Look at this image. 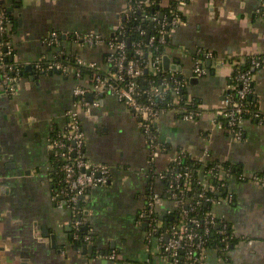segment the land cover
I'll return each instance as SVG.
<instances>
[{
  "label": "crops",
  "instance_id": "crops-1",
  "mask_svg": "<svg viewBox=\"0 0 264 264\" xmlns=\"http://www.w3.org/2000/svg\"><path fill=\"white\" fill-rule=\"evenodd\" d=\"M157 2L162 9L176 6L185 18L169 35L171 47L165 54L171 59L169 75L184 79L189 98L198 100L205 111L195 122L174 113L160 117L157 132L166 150L157 159V170L165 171L179 149L195 160L203 159L208 149L212 160L231 162L247 177L264 173V125L245 120L244 138L237 140L215 117L230 91L235 59L255 56L263 57V66L252 77L253 100L264 113L260 0ZM0 10L11 16L9 34L15 46L11 61L24 67L15 96L6 93L0 77V248L14 252L9 264H112L106 256L113 251L124 264H146V226L138 223V215L151 187L164 196V184L148 173L149 148L139 119L116 97L96 95L88 78L59 71L43 74L37 68L56 54L45 43L52 32L60 34L68 56L104 65L110 52L107 40L120 25L126 0H0ZM90 33L101 35L105 43L83 46L74 39ZM199 48L215 56L202 78L194 74L192 60ZM28 65L32 73L25 71ZM79 87L88 89V107L77 105ZM73 110L80 115L87 157L112 169L111 182L90 189L81 207L90 232L97 234L93 254L74 248L67 224L74 214L52 200L56 162L49 142ZM226 192L234 195V203H223L214 211L238 241L227 259L211 251L208 264H264V187L232 177ZM170 209L171 202L165 200L161 216ZM53 234L57 248L50 245Z\"/></svg>",
  "mask_w": 264,
  "mask_h": 264
},
{
  "label": "built area",
  "instance_id": "built-area-1",
  "mask_svg": "<svg viewBox=\"0 0 264 264\" xmlns=\"http://www.w3.org/2000/svg\"><path fill=\"white\" fill-rule=\"evenodd\" d=\"M134 1L139 4L138 8L142 6L151 7L149 0L145 4H141L137 0H126L127 10L121 17L120 25L117 27L116 32L122 29V18H129V14L136 9ZM257 14L264 17V0H260ZM146 20L154 25L160 24V42L162 43L166 41L165 37L170 35L171 30L182 23L177 17L170 23L173 26L170 29L166 28L167 17L165 16L163 18L157 15L146 16ZM10 25V17L6 15L5 11L0 10V36L9 35ZM140 33L145 35L146 31L140 30ZM74 39L83 46H96L105 43L101 35L95 33L77 34ZM154 41V37H149L150 45ZM45 43L48 47H53L56 54L48 63L40 62L37 68L47 73L59 71L64 75L73 74L78 79H81L80 70L72 69L59 60L67 55L63 48L60 34L52 32ZM107 45L110 52L105 59L104 65H98L95 62H85L77 56L75 58L81 66L102 71V75L95 77L94 82H92L91 90L96 95L108 94L116 97L139 119L140 129L146 137L149 148L148 173L151 175V179L159 180L164 184V196L151 187L145 197L144 207L138 215V223L146 225L145 242L148 254L145 260L146 264H208L210 252L219 253V249L208 246L209 238L214 233L217 237H220L223 243L221 253L227 259L228 254L237 245V242H235L237 236L232 232L228 223L215 213L214 208L223 203L233 204L235 198L230 192L226 198L208 197L207 192L210 190L206 188V181L208 176L219 177V180H227L222 185L226 187L228 185L226 183H228L230 178H225V176L229 175V173L222 170L219 165L207 167V164L212 161L208 149L205 150L203 159L196 160L205 164V168L199 174L198 179L193 178L192 169L189 167H182V171L176 170L185 159H193L190 153L184 149L176 152L171 157L170 164L165 171H158L156 168L157 159L166 150V146L158 135L156 125L163 114H175L181 109L174 106L181 100L180 88L186 84L182 85L179 81H176L174 82L175 87L171 89L170 84L164 80L160 89L151 87L150 90H144L143 93L148 99L143 102L140 100L142 92L140 91L139 79L142 77L144 70L155 76L163 74L164 56H152L149 54L148 58V54L145 51L148 46L140 43L135 53L139 58L147 57V61L139 62L129 58L125 40L121 39L117 43L107 42ZM199 55H203L207 61H213L215 56L212 52L203 48L197 49L192 54L194 74L197 78H202L207 74V69L204 62L196 58ZM255 57L256 59L252 62L253 71L263 66L261 57ZM9 58H15L14 43L11 39L0 40V77L6 93L10 96H15L21 80V66L13 63L8 64L7 60ZM174 76L170 78H174ZM252 77L250 71H237L236 75L232 74L230 77L232 82L230 91L240 87L238 90L239 98L234 100L232 95H226L224 107L215 114L216 119L226 122L228 131L237 140L244 138L243 124L245 119L243 115L248 112V107L250 106V101L246 99L252 94ZM151 86H153L152 83ZM170 90L175 97L174 103H171L167 109H158L155 98L160 97L163 99ZM87 92L88 89L81 87L75 90V96L78 99L77 105L89 106V103L85 101ZM197 115L198 113L185 114L183 120L195 122ZM259 117V114H255V118L258 119ZM66 119L65 127L56 133L49 142V149L53 152L56 162L53 180L54 184L59 185L58 188L53 190L52 200L54 203L67 207L72 211L74 219L67 224L71 225L75 231L74 238L79 239V231L82 227L88 226L87 219L83 216L82 208L79 210L80 199L83 196L86 198L88 191L92 188L107 186L112 180V169L106 164L93 163L87 157L85 151L86 138L81 127L79 113L76 110L69 111L66 114ZM259 125H263L261 120ZM171 164L174 165L170 167ZM58 177H60L59 181ZM245 177L247 176L243 173L239 180L243 181ZM167 178H169V182L165 184L164 180ZM247 178H251V182L264 187V173L254 174ZM194 180L197 181L198 185L202 186L200 189L193 187ZM165 200L172 204V209L166 215L168 226H166L167 222L161 219L159 211V208L164 206ZM204 204H210L211 210L202 211ZM172 216L174 217L173 219H171ZM213 228H216V230L214 231ZM83 240L88 244L93 243L90 230L89 233L85 234ZM106 258L112 264H124L120 261L116 251L107 254Z\"/></svg>",
  "mask_w": 264,
  "mask_h": 264
},
{
  "label": "trees",
  "instance_id": "trees-1",
  "mask_svg": "<svg viewBox=\"0 0 264 264\" xmlns=\"http://www.w3.org/2000/svg\"><path fill=\"white\" fill-rule=\"evenodd\" d=\"M149 1L151 3V7H148V8H146L145 6L138 8L139 4L136 1H134V5L136 6V9L129 14V18H126V17L122 18V23H121L122 29H120V31L116 32L113 37L107 40V42H114V43L119 42L121 39L125 40L127 43V52H128L129 58L132 60L139 61V62L147 61L146 59L147 57L149 58V54H151L152 56L160 55L163 57L166 54L167 48L171 47L170 40L165 41L163 43L160 42V30H161L160 24L152 26V22L146 20V16H155V15L160 16V14L163 13V15L167 17L166 28H170V29L173 28V26L170 23L173 22L175 18L178 17L182 22L185 20L183 15L177 10L176 6L170 9H162V8L156 9L157 3H158L157 0H149ZM5 13L11 18V16L6 11ZM140 30H145L146 34L142 35L140 33ZM148 33L150 34V37L155 38V41L152 43V45H150L149 39L147 40ZM9 39H10V34L0 36V40H9ZM140 43L148 46L145 48V51L148 54L147 57L139 58L136 55L135 52H136V49L139 47L138 44ZM107 57L108 55L105 56V59ZM196 58L201 59L206 66L208 61L204 58L203 55H199ZM254 59H256V57L236 58L235 60L237 64L235 66L233 75H236L237 71H243V72L250 71L253 76L254 72L258 70L256 69L255 71H253L254 67H253L252 62L254 61ZM261 59L263 60V57H261ZM59 60L65 63V65H67L68 67H71L72 69L80 70L81 79L88 78L91 81V83L94 82L95 77H97L100 74L102 75L101 73L102 71H98L96 69H90L88 67L79 65L77 63L75 56L65 55L61 57V59ZM7 61H8V64L13 63V61L11 60H7ZM209 69L211 70V68ZM23 74H24V67L21 66V77L23 76ZM164 80L170 84L171 89L175 87L174 82L176 81H179L182 85L185 83V80L180 78L178 75H175L174 78H169V76L164 73L161 75L159 74L155 76L151 74L149 71L144 70L142 77L139 79L140 91L142 92L140 96V100L143 102H146L148 98L143 93L144 90L145 89L150 90L151 87L160 89L161 83ZM151 83L153 84V86H151ZM239 88L240 87H237L236 90L229 91L227 95L230 94L232 95L234 100H238ZM253 92H254V89L252 85V94L248 97V99H246L250 101V106L248 107V112L244 113L243 117L245 120H251V121L256 122L257 124H259L261 120L262 124L264 125V113L260 110L257 103L253 100ZM179 93L181 95V100L174 107L181 108V109L175 113L176 118L183 120L185 114L198 113V115L195 117V120L198 121L205 114V111L200 106V102L196 99L189 98L186 85L180 88ZM174 101H175V97L173 96L171 90L168 91L167 95L163 99H161L160 97L155 98L157 107L158 109H161V110L169 108L170 104L171 103L173 104ZM255 114H259L260 119L255 118ZM222 121L227 127L226 122L224 120ZM180 150L181 149H179L178 152ZM187 157H190V156H187ZM57 165L59 164L57 163ZM173 165L174 164H171L170 167H172ZM204 165L205 164L203 162L196 161L192 158H187L183 161L181 166H178L176 168V170L182 171V167H189L190 169H192L193 178L198 179L199 174L205 168ZM214 165L221 166L222 170L227 171L229 173V175H226L225 178L235 177V178H238L239 180V178L243 176L242 170L239 169L237 165L231 162H227V161L222 162V161L212 160L207 164V167L210 168V167H213ZM59 180H60V177H58V181ZM243 181H251V178L245 177ZM168 182H169V178L164 180L165 184H168ZM206 182H207L206 188L207 190L208 189L210 190L207 192L208 197L210 196H214L216 198H226L227 197L228 195V192H226L227 186L226 187L222 186L225 182H227V180L222 181V180H219V177L208 176ZM58 187H59L58 184H54V189ZM193 187L200 189L202 186L198 185L197 181L194 180ZM79 210H81V208ZM209 210H211L210 204L209 205L204 204L202 206V211H209ZM213 230L215 231L216 228H213ZM71 231H72L71 240H72L74 248L79 249L84 244H86L85 241L83 240V237L85 236L86 233L80 230L79 231L80 238L75 239L74 238L75 231L73 229ZM209 241L210 242L208 246H210L211 248L219 249V254L222 255L221 249L223 248V243L221 242L220 237H217V235H215L214 233L210 236ZM237 241L238 240H235V242Z\"/></svg>",
  "mask_w": 264,
  "mask_h": 264
},
{
  "label": "water",
  "instance_id": "water-1",
  "mask_svg": "<svg viewBox=\"0 0 264 264\" xmlns=\"http://www.w3.org/2000/svg\"><path fill=\"white\" fill-rule=\"evenodd\" d=\"M139 3H141V4H145L148 0H137ZM16 2L17 3H19L20 2V0H16ZM14 7H20L19 5L18 6H13V7H11V9L10 10H8L10 13L13 11V9H14ZM156 9H159V7L157 6L156 7ZM163 13H161L160 14V17L161 18H163ZM154 24H152V26H153ZM114 36V34L112 35V37ZM149 37H150V34L148 33V35H147V40L149 39ZM165 40L166 41H168L169 40V36H166L165 37ZM8 60H13L12 58H10V59H8ZM170 63H171V59H170V57L169 56H167V55H165L164 57H163V73L164 72H167L168 73V76H169V78L171 77L170 75H169V70H170ZM210 65H211V61H208L207 62V64H206V66L207 67H210ZM25 71L26 72H28V73H32V71H33V67L31 66V65H28L27 67H25ZM54 72H57L58 73V71H54ZM43 74H45V72H42ZM161 75V74H160ZM37 77H39V76H37ZM81 202L79 203V207L81 208L82 207V204H83V201L85 200V197L83 196V197H81ZM174 217L172 216L171 217V219H173ZM161 219H163V220H165L167 223H166V226H168V221H167V218H166V216H164V215H162L161 216ZM146 226V225H145ZM81 231H83L84 233H89V227L88 226H84V227H82V229H81ZM46 232H48L47 231V229H46ZM45 234H48V233H45ZM92 234V236H93V241H95V238L97 237V234L95 233V234H93V233H91ZM47 236V235H46ZM50 245L53 247V248H57L58 247V244H57V240H56V235H51V243H50ZM82 248H83V253L84 254H87V253H90V254H93L94 253V245L93 244H84L83 246H82ZM0 253H4V255L3 256H0V260L4 263V264H9V259L10 260H13V258H15V256L13 255L14 254V252L13 253H10L9 251H6V249H4V248H0ZM0 264H1V262H0Z\"/></svg>",
  "mask_w": 264,
  "mask_h": 264
}]
</instances>
